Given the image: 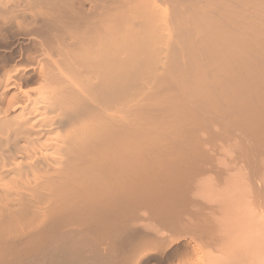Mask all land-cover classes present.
<instances>
[{
    "label": "bare ground",
    "instance_id": "1",
    "mask_svg": "<svg viewBox=\"0 0 264 264\" xmlns=\"http://www.w3.org/2000/svg\"><path fill=\"white\" fill-rule=\"evenodd\" d=\"M0 264H264V0H0Z\"/></svg>",
    "mask_w": 264,
    "mask_h": 264
}]
</instances>
